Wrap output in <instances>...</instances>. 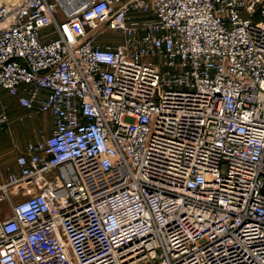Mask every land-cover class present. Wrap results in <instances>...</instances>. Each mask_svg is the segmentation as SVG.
Returning a JSON list of instances; mask_svg holds the SVG:
<instances>
[{"label":"built area","instance_id":"2783aa9c","mask_svg":"<svg viewBox=\"0 0 264 264\" xmlns=\"http://www.w3.org/2000/svg\"><path fill=\"white\" fill-rule=\"evenodd\" d=\"M5 95L0 264H264V0H0Z\"/></svg>","mask_w":264,"mask_h":264},{"label":"rangeland","instance_id":"374dc122","mask_svg":"<svg viewBox=\"0 0 264 264\" xmlns=\"http://www.w3.org/2000/svg\"><path fill=\"white\" fill-rule=\"evenodd\" d=\"M111 40L109 36H100L97 41L103 44L113 42ZM4 110L7 112L8 121L3 128L0 123V168L3 174H7L16 155L24 149L27 142L43 139L51 129L48 114L27 111L7 95L0 99V113ZM21 199L20 196L15 197L13 202ZM0 210H3L4 216H9L12 212L11 203L0 202Z\"/></svg>","mask_w":264,"mask_h":264},{"label":"crops","instance_id":"0c3cea01","mask_svg":"<svg viewBox=\"0 0 264 264\" xmlns=\"http://www.w3.org/2000/svg\"><path fill=\"white\" fill-rule=\"evenodd\" d=\"M48 118H49V122H50V129L52 128V122H51V116L48 114ZM51 132V131H50ZM16 158V157H15ZM10 168V170L9 171H14V170H16V164H15V161H14V163L9 167ZM3 171H2V169L0 168V173L2 174V175H5V174H3L2 173Z\"/></svg>","mask_w":264,"mask_h":264}]
</instances>
